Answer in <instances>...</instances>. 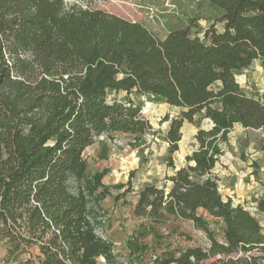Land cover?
<instances>
[{
	"label": "trees",
	"instance_id": "1",
	"mask_svg": "<svg viewBox=\"0 0 264 264\" xmlns=\"http://www.w3.org/2000/svg\"><path fill=\"white\" fill-rule=\"evenodd\" d=\"M88 1L0 0V241L8 257L17 264L33 258L123 264L112 240L98 234L101 202L111 195L103 182L107 170L89 172L84 153L102 134L143 143L151 126L141 106L106 100L109 92L135 91L181 111L164 139L174 173L137 193L132 216L139 223L124 240L129 263L260 264L253 253L264 251L259 221L223 197L209 174L235 124L264 129V103L246 95L234 76L254 60L264 72V0H207L221 31L209 27L199 37L184 27L163 38L137 21L76 3ZM195 115L212 125L198 129L196 150L176 169L171 155L180 129ZM262 186L255 203L264 213ZM199 210L222 223V241ZM171 217L191 221L208 246L177 254L165 248L160 257L148 251L146 239L159 242ZM21 253L28 254L25 261Z\"/></svg>",
	"mask_w": 264,
	"mask_h": 264
},
{
	"label": "rangeland",
	"instance_id": "2",
	"mask_svg": "<svg viewBox=\"0 0 264 264\" xmlns=\"http://www.w3.org/2000/svg\"><path fill=\"white\" fill-rule=\"evenodd\" d=\"M80 6L137 21L157 38H163L170 31L184 27H188L192 35L199 37L209 27L222 30V24L216 20L218 12L208 5L207 0H90L82 2ZM234 76L246 95L259 98L264 103V72L259 60H254L247 69L235 71ZM127 99L141 106L144 111L142 118L148 120L151 126L143 135V143L134 146L133 136L129 134H102L94 139L84 156L89 172L107 170L103 182L110 186L111 195L101 202L105 216L98 234L112 240L115 253L123 264H143L141 260L129 263L124 240L139 223L132 216L138 191L146 184L162 185L165 177L175 171L168 165V148L163 141L169 120L178 117L181 110L158 97L135 91L130 94L109 92L106 97L109 103ZM211 125V121L201 115H195L193 122L185 121L182 124L178 150L171 155L176 169L185 165V156L196 150L195 134L198 129H209ZM221 147L223 153L209 175L216 179L223 197L230 198L233 205H241L249 211L264 231V213L256 208L255 203L262 193L264 182V129H245L235 124ZM128 181L130 185L127 184ZM117 184L126 186L116 189L113 186ZM123 190L128 191L120 195ZM118 195L119 199L115 200L114 197ZM198 214L208 220L210 230L217 240L222 241V223L202 210ZM161 231L163 237L159 242L152 237L146 239L148 251L158 257L165 248L177 254L178 249L196 246L206 248L209 244L206 234L195 228L189 220L171 217ZM253 253L260 256L259 262L264 264V251ZM27 258V253L18 256L22 261ZM33 260V264H39L36 258ZM0 264H17V261L8 257V245L3 240L0 241Z\"/></svg>",
	"mask_w": 264,
	"mask_h": 264
},
{
	"label": "built area",
	"instance_id": "3",
	"mask_svg": "<svg viewBox=\"0 0 264 264\" xmlns=\"http://www.w3.org/2000/svg\"><path fill=\"white\" fill-rule=\"evenodd\" d=\"M67 1L70 2V0H67ZM76 3L80 5L82 2H76ZM141 113L144 114V111H143L142 108H141ZM163 143H164V145H165L166 147L168 146V142H167V141L164 140Z\"/></svg>",
	"mask_w": 264,
	"mask_h": 264
}]
</instances>
